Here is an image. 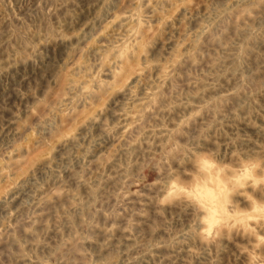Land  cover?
<instances>
[{
    "label": "rangeland",
    "instance_id": "obj_1",
    "mask_svg": "<svg viewBox=\"0 0 264 264\" xmlns=\"http://www.w3.org/2000/svg\"><path fill=\"white\" fill-rule=\"evenodd\" d=\"M0 205V264H264V0H0Z\"/></svg>",
    "mask_w": 264,
    "mask_h": 264
},
{
    "label": "bare ground",
    "instance_id": "obj_2",
    "mask_svg": "<svg viewBox=\"0 0 264 264\" xmlns=\"http://www.w3.org/2000/svg\"><path fill=\"white\" fill-rule=\"evenodd\" d=\"M169 78V77H168ZM167 80V79H166ZM125 94H127V93H125ZM129 94H130V92H129ZM146 94V93H145ZM131 95V94H130ZM134 96V95H133ZM145 96V95H144ZM127 97V96H126ZM129 97H132V96H129ZM143 97V96H142ZM232 97V96H231ZM139 98V97H138ZM132 99H133V97H132ZM145 99V98H144ZM231 99V98H230ZM143 100V99H142ZM141 100V101H142ZM152 100V99H151ZM138 101V100H137ZM136 101V102H137ZM140 101V100H139ZM144 101V100H143ZM146 101V100H145ZM153 102H154V100H153ZM149 103V102H148ZM150 103H151V101H150ZM142 104V103H141ZM147 105H149V104H147ZM144 107H146V105L145 106H142V110L144 109ZM141 110V111H142ZM144 111V110H143ZM140 112V111H139ZM141 113V112H140ZM120 114V113H119ZM125 114V113H124ZM128 114V113H127ZM126 114V115H127ZM129 115V114H128ZM138 115V114H137ZM133 116V115H132ZM120 117V116H119ZM130 117V116H129ZM129 117H127V118H129ZM139 116H137V118H138ZM141 117V116H140ZM139 117V118H140ZM118 118V117H117ZM116 118V119H117ZM123 119H124V115H123V117H122ZM122 118H121V121H122ZM117 120H120L119 118L117 119ZM129 121H131V120H128V119H124V121H123V125L121 126V127H119V132H117V133H122V131L124 130V126H125V124H128L129 123ZM134 121V120H133ZM138 121V120H137ZM125 122V123H124ZM127 122V123H126ZM120 123V122H119ZM135 124V123H134ZM121 125V124H120ZM119 126V125H118ZM127 126V125H126ZM132 127V126H131ZM125 130H126V128H125ZM114 134V133H113ZM106 135V134H105ZM121 135V134H120ZM119 136V135H118ZM122 136V135H121ZM104 138H108L107 136H105ZM111 138V137H110ZM87 156V155H86ZM87 158V157H86ZM204 166V165H203ZM204 168H202V170H203ZM201 170V171H202ZM203 172V171H202ZM201 172V173H202ZM202 175H203V173H202ZM218 177V176H217ZM211 180H212V178H211ZM214 181V180H213ZM225 182H220L219 183V187L220 186H223V184H224ZM228 183V182H227ZM235 183V182H234ZM234 183H233V186H237V184L236 185H234ZM239 184V183H238ZM241 184V183H240ZM214 186V185H213ZM233 188V187H232ZM232 188H230V189H232ZM195 189V188H194ZM216 189V188H215ZM21 191V190H20ZM196 194H198L202 199H203V201L206 203V205H204V206H202L207 212H208V215H209V222L210 223H215L216 222V219H217V216H216V209L218 208V206H219V204H218V201H217V198H218V196H217V194H213V193H211V192H209L205 187H202V186H200V187H197V189H196ZM18 193V192H17ZM20 194L21 193H23L22 191L21 192H19ZM16 196L18 195V194H15ZM15 195H13L14 197H16ZM11 199H12V197H11ZM191 202V201H190ZM195 205V204H194ZM1 206V205H0ZM8 206V205H7ZM12 206V205H11ZM5 207V206H4ZM3 207V208H4ZM10 207V206H9ZM6 209V208H5ZM14 209V208H13ZM3 210V209H2ZM1 212V211H0ZM2 213V212H1ZM28 263V262H27Z\"/></svg>",
    "mask_w": 264,
    "mask_h": 264
}]
</instances>
